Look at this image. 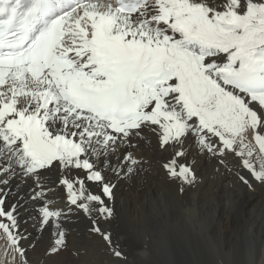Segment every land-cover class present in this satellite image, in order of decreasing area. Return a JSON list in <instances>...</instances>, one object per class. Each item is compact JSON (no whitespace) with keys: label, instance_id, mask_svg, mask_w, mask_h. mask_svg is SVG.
Segmentation results:
<instances>
[{"label":"snow or ice","instance_id":"snow-or-ice-1","mask_svg":"<svg viewBox=\"0 0 264 264\" xmlns=\"http://www.w3.org/2000/svg\"><path fill=\"white\" fill-rule=\"evenodd\" d=\"M207 169L264 189V0H0L8 264H135L125 186Z\"/></svg>","mask_w":264,"mask_h":264},{"label":"bare ground","instance_id":"bare-ground-1","mask_svg":"<svg viewBox=\"0 0 264 264\" xmlns=\"http://www.w3.org/2000/svg\"><path fill=\"white\" fill-rule=\"evenodd\" d=\"M198 186L195 192H188L187 202L192 205L189 210H184L187 205L182 201L179 205L172 202L169 192L173 186L162 179L149 176L143 183L125 186L121 192L122 214L134 240H130L129 248L135 264H218L224 255L233 253L226 250L221 255L207 243L209 238L214 239L210 231L221 216L230 224L219 225L227 241H216L218 247L223 250L235 244L238 250H244L240 255L244 264H264V222L258 225L259 218L264 217V189L249 191L233 177L214 175L210 169L204 171ZM174 212L185 215L170 216ZM193 233L207 237L205 241L197 234L189 237ZM3 245L0 240V264H8ZM91 259L96 264L103 261L98 253ZM59 264L77 262L64 255Z\"/></svg>","mask_w":264,"mask_h":264},{"label":"rangeland","instance_id":"rangeland-1","mask_svg":"<svg viewBox=\"0 0 264 264\" xmlns=\"http://www.w3.org/2000/svg\"><path fill=\"white\" fill-rule=\"evenodd\" d=\"M173 187L172 189H174L173 191L169 192V195L171 197V200L174 204L176 205H179L180 201L186 203L187 207H185L184 210H189L192 205H190L187 200L190 198V194L192 192H195V190L197 189L196 187L199 185L200 186V183H198L195 187H190V188H187L185 191L186 192H183L181 193L179 190H178V187L175 185V184H171ZM198 186V188H199ZM177 188V190H176ZM192 188V189H191ZM246 189V188H245ZM194 190V191H193ZM248 190V189H247ZM190 191V192H189ZM250 191V190H249ZM190 194H189V193ZM185 214H180V212H174L172 215L170 216H175V217H179V216H184ZM255 219V218H254ZM235 219H233L234 221ZM229 219L226 218V217H220V218H217L216 221H215V224H214V227L212 228V230L210 231V235H214V239L215 241H219L221 244L225 243L227 241V234H224L220 231L219 229V225L220 224H223V225H229L230 223H228ZM264 222V217H260L259 220H258V225H262V223ZM194 234H197V233H193L192 235H190L189 237H193ZM199 235L204 241L207 237V235H201V234H197ZM130 240H132L134 242V240L132 239V236L130 234V239H129V246L131 244ZM226 250H232L233 253L231 255H228V256H225L224 255V261L225 263L224 264H244V260L241 259L242 255H243V251L242 249L238 250V248L236 247L235 244H232L230 247L228 248H223V251H226ZM258 253H259V248H258ZM241 255V257H240ZM259 256V255H258ZM257 259L255 258V261ZM244 261V262H243Z\"/></svg>","mask_w":264,"mask_h":264}]
</instances>
